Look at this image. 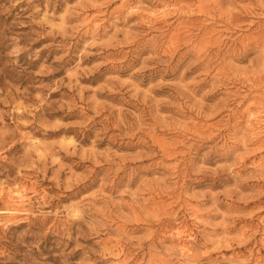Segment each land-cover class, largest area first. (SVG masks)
Segmentation results:
<instances>
[{
    "label": "rangeland",
    "instance_id": "rangeland-1",
    "mask_svg": "<svg viewBox=\"0 0 264 264\" xmlns=\"http://www.w3.org/2000/svg\"><path fill=\"white\" fill-rule=\"evenodd\" d=\"M263 129L264 0H0V264H264Z\"/></svg>",
    "mask_w": 264,
    "mask_h": 264
},
{
    "label": "bare ground",
    "instance_id": "bare-ground-1",
    "mask_svg": "<svg viewBox=\"0 0 264 264\" xmlns=\"http://www.w3.org/2000/svg\"><path fill=\"white\" fill-rule=\"evenodd\" d=\"M263 6V5H262ZM166 8V7H165ZM164 10V9H163ZM180 10V9H179ZM192 10V9H191ZM194 10V9H193ZM263 10V9H262ZM178 11V10H177ZM161 12V11H160ZM160 12H159V14H160ZM168 12V11H167ZM167 12H164V13H167ZM162 13V12H161ZM190 13V12H189ZM191 13H192V11H191ZM249 13H250V11H249ZM251 14V13H250ZM160 16H162V15H160ZM164 16V15H163ZM154 17V16H153ZM152 18V17H151ZM159 18V17H158ZM165 18V17H164ZM155 20V19H154ZM148 22V21H147ZM201 52V51H200ZM251 119V118H250ZM257 122V121H256ZM259 127V126H258ZM253 128V127H252ZM264 130V129H263ZM261 133V132H260ZM255 137V136H254ZM8 193V192H7ZM12 193V192H11ZM17 194V193H16ZM18 195V194H17ZM21 194H19V196H20ZM16 196V195H15ZM21 197V196H20ZM15 202V201H14ZM20 202V201H19ZM6 211V210H5ZM1 213V212H0ZM5 213V212H4ZM9 213V212H8ZM11 213V212H10ZM178 225V224H177ZM177 231V230H176ZM175 233V232H174ZM177 233V232H176ZM177 237V236H176ZM242 261V260H241Z\"/></svg>",
    "mask_w": 264,
    "mask_h": 264
}]
</instances>
